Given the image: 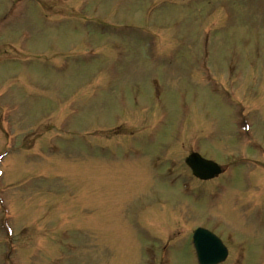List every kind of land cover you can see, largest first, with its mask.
I'll return each mask as SVG.
<instances>
[{
	"label": "rangeland",
	"instance_id": "rangeland-1",
	"mask_svg": "<svg viewBox=\"0 0 264 264\" xmlns=\"http://www.w3.org/2000/svg\"><path fill=\"white\" fill-rule=\"evenodd\" d=\"M261 148L264 0H0V264H264Z\"/></svg>",
	"mask_w": 264,
	"mask_h": 264
},
{
	"label": "water",
	"instance_id": "water-1",
	"mask_svg": "<svg viewBox=\"0 0 264 264\" xmlns=\"http://www.w3.org/2000/svg\"><path fill=\"white\" fill-rule=\"evenodd\" d=\"M187 163L192 167L193 173L200 176L202 171H205L207 177L216 173L217 166L212 162H204L198 155H192ZM211 171V169H214ZM203 173V172H202ZM194 246L200 264H217L224 260L226 249L221 243L210 233L204 230H197L194 233Z\"/></svg>",
	"mask_w": 264,
	"mask_h": 264
}]
</instances>
